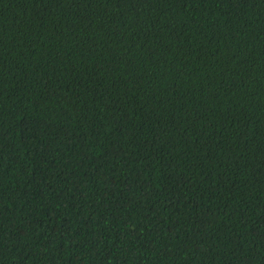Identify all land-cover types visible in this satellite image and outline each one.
Masks as SVG:
<instances>
[{"label":"trees","instance_id":"obj_1","mask_svg":"<svg viewBox=\"0 0 264 264\" xmlns=\"http://www.w3.org/2000/svg\"><path fill=\"white\" fill-rule=\"evenodd\" d=\"M0 264H264V0H0Z\"/></svg>","mask_w":264,"mask_h":264}]
</instances>
